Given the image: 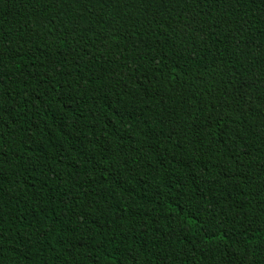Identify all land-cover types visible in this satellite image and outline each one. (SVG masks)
I'll list each match as a JSON object with an SVG mask.
<instances>
[{
  "label": "trees",
  "instance_id": "16d2710c",
  "mask_svg": "<svg viewBox=\"0 0 264 264\" xmlns=\"http://www.w3.org/2000/svg\"><path fill=\"white\" fill-rule=\"evenodd\" d=\"M0 264H264V0H0Z\"/></svg>",
  "mask_w": 264,
  "mask_h": 264
}]
</instances>
